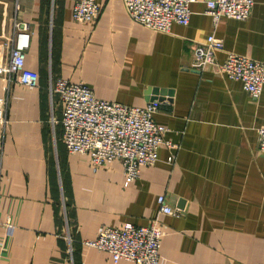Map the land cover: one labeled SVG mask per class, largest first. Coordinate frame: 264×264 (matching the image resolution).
Masks as SVG:
<instances>
[{
  "label": "crops",
  "instance_id": "0c3cea01",
  "mask_svg": "<svg viewBox=\"0 0 264 264\" xmlns=\"http://www.w3.org/2000/svg\"><path fill=\"white\" fill-rule=\"evenodd\" d=\"M76 1L0 0V264H134L85 241L156 217L158 264H264V88L252 95L215 65L191 67L209 34L223 41L216 65L227 52L264 61V0L244 21L216 22L195 1L189 23L167 33L131 21L122 0H96L97 19L76 23ZM20 22L29 27L25 67L38 74L31 87L6 72ZM57 79L128 106L156 102L153 121L176 148L160 145L158 161L128 185L119 161L93 171L62 141L61 102L49 90ZM159 195L173 214L158 213Z\"/></svg>",
  "mask_w": 264,
  "mask_h": 264
},
{
  "label": "built area",
  "instance_id": "2783aa9c",
  "mask_svg": "<svg viewBox=\"0 0 264 264\" xmlns=\"http://www.w3.org/2000/svg\"><path fill=\"white\" fill-rule=\"evenodd\" d=\"M198 0H122L131 21L153 31L167 33L173 23L187 25L190 20V4ZM207 11L216 22L221 17L238 21L246 20L254 0H204ZM100 12L96 0H77L72 8L76 23H93ZM29 47L27 23L17 24V32L10 50L6 69L24 86L36 85L38 74L25 67L26 50ZM223 51L222 39L213 34L197 43L193 51L191 67L204 70L211 65L228 79L241 84L244 91L259 95L264 88V61L227 52L222 63L216 65L215 55ZM59 95L61 102L62 141L70 153L88 155L93 171L119 161L124 175V185L136 179L142 169L158 161V149L162 144L174 149L176 145L164 141V128L155 124L153 114L156 102L144 106H128L100 99L84 83H71L57 79L49 88ZM4 100L0 98V122H5ZM259 150L264 152V125L258 128ZM175 152L167 157L173 164ZM158 213L173 214L164 195L157 197ZM162 228L157 217L147 225L125 222L116 227H103L94 239L85 244L107 252L113 262L131 261L134 264H158Z\"/></svg>",
  "mask_w": 264,
  "mask_h": 264
}]
</instances>
